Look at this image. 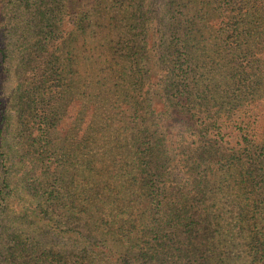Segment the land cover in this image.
Returning a JSON list of instances; mask_svg holds the SVG:
<instances>
[{
	"label": "trees",
	"instance_id": "1",
	"mask_svg": "<svg viewBox=\"0 0 264 264\" xmlns=\"http://www.w3.org/2000/svg\"><path fill=\"white\" fill-rule=\"evenodd\" d=\"M12 1L0 264H264V0Z\"/></svg>",
	"mask_w": 264,
	"mask_h": 264
},
{
	"label": "rangeland",
	"instance_id": "2",
	"mask_svg": "<svg viewBox=\"0 0 264 264\" xmlns=\"http://www.w3.org/2000/svg\"><path fill=\"white\" fill-rule=\"evenodd\" d=\"M4 1H5L6 13H7V21L11 25L21 26L23 28L24 25L26 26L33 22L34 20L33 10H30V8L26 9L22 6L21 7L14 6V2L12 0H4ZM18 198L21 201H23L24 199L23 196L21 197L18 196Z\"/></svg>",
	"mask_w": 264,
	"mask_h": 264
}]
</instances>
